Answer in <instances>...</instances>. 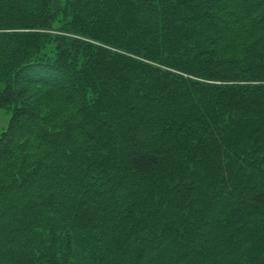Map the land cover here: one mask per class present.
I'll list each match as a JSON object with an SVG mask.
<instances>
[{
  "label": "trees",
  "instance_id": "16d2710c",
  "mask_svg": "<svg viewBox=\"0 0 264 264\" xmlns=\"http://www.w3.org/2000/svg\"><path fill=\"white\" fill-rule=\"evenodd\" d=\"M226 1L0 0V264H264V0Z\"/></svg>",
  "mask_w": 264,
  "mask_h": 264
},
{
  "label": "rangeland",
  "instance_id": "374dc122",
  "mask_svg": "<svg viewBox=\"0 0 264 264\" xmlns=\"http://www.w3.org/2000/svg\"><path fill=\"white\" fill-rule=\"evenodd\" d=\"M70 1H74V0H70ZM62 2H64V0H56V8H53V14L56 16L57 14H59V12H58V10H59V4L60 3H62ZM71 2V3H72ZM233 1L232 0H230V1H226V3H227V5H230L229 3H232ZM112 3H114V2H112ZM263 7V6H262ZM72 9H76L75 7H72ZM72 9H71V11H72ZM79 12H80V9H77ZM113 14L115 13V11L113 10V12H112ZM17 25V24H16ZM18 27H19V25H17ZM17 26H15V27H17ZM61 27H64V24L63 23H60V24H58V23H55L54 24V28L52 29V33L54 34L53 36H54V38L52 39V42H54V41H56V40H58V38H61V40H60V42H59V46H61V49H62V51L63 50H66V49H69V40L70 39H67V38H71L70 36H71V34L70 33H66V31H61L60 30V28ZM19 28H21V27H19ZM19 28H16V29H19ZM143 28V27H142ZM142 28H140V30L139 31H141L142 30ZM22 29V31L23 30H26V31H30V29L28 28V27H25V28H21ZM33 30V29H32ZM35 31L36 30H42V31H44V29H34ZM0 31H3V33H6L5 31H7V32H9V31H11L10 33H12V29H4V28H2V26H0ZM136 32V31H135ZM9 33V34H10ZM56 35H60V37H57ZM10 36V35H9ZM9 36L7 37V36H4V37H0V40L1 41H4V42H7V40H11V41H9L8 43L9 44H16V43H18L17 41H21V40H24V39H28L29 37H24V36H22V35H17V36H14V40H12V39H10L9 38ZM75 36H78L79 38H81L82 36H80V35H75ZM65 39L67 40L66 41V43H65ZM90 40L91 41V39H89V38H84V37H82V40ZM78 40V39H77ZM93 42H95L94 40H93ZM85 47V46H84ZM60 48V47H59ZM86 48V47H85ZM44 51H49V52H55V55H58V53H60V52H58V51H55L54 49H47V50H44ZM72 51V48L70 49V52ZM134 53V52H133ZM134 54H136V53H134ZM133 54V55H134ZM55 55H53V56H55ZM135 58H137V57H139V54H136L135 56H134ZM139 60V59H138ZM142 61V60H141ZM148 61H150L149 63H152V61L151 60H149L148 59ZM51 62V61H50ZM49 61H46V65H44V67H41V66H38V67H36V69H33V68H31V69H33V71L32 72H34L33 74H34V78L37 80L36 81V83H38V82H40V83H45V84H47V86H50V83L51 82H55V79H57L58 78V75H57V72H56V70H55V67L56 66H54V62L53 63H50ZM153 64V63H152ZM56 65V64H55ZM163 69H167L168 71L167 72H163V71H161L164 75H165V77H168L167 75H169V73L168 72H170V73H172V74H174V75H180V77H186L187 75H184L183 73H184V71L183 70H180V69H178V68H176V67H171L170 69H169V67H168V64L167 65H165V64H162V66H161ZM162 68H160V69H162ZM112 71H114V69L112 70ZM159 71V70H158ZM32 74V75H33ZM155 77V76H154ZM188 77V76H187ZM154 80H155V78H154ZM50 82V83H49ZM136 84H140L141 83V81H137V82H135ZM67 84V83H66ZM65 86H67V85H65ZM69 86H71V89H75L76 91H72L73 92V95H71V98L70 99H67L64 103H62L63 105H64V107L66 108L67 107V109H65L63 112H64V116H62L60 119L61 120H64V125H65V127H66V129L68 130L69 129V126L67 125V122L69 121V118H79V117H81L82 116V113H81V110H80V108L78 107V104L76 103L77 102V100L75 99L76 97H78V94H79V92H77V88H78V86L76 87L75 85H74V80L73 81H71L70 80V82H68V87ZM148 87V83L146 82V88ZM94 88V87H93ZM88 90H86V89H83V92H87ZM75 92V93H74ZM77 92V93H76ZM34 101H35V104H36V106L38 107V106H40V103H38V101H37V98H35L34 99ZM77 104V105H76ZM77 107H78V110L79 111H77ZM40 108H41V106H40ZM42 109H45V106L42 108ZM64 109V108H63ZM82 110H83V108H82ZM76 113V115L77 116H75L74 114ZM12 117H13V109L11 108V106H7V105H3V106H1L0 107V142H2L3 140H4V137H3V135H4V132H8L9 133V129H11V120H12ZM93 123L92 124H90V126H88V128H92V126L94 127H96V126H98L99 125V123L96 121V123L94 122V121H92ZM87 130H89V129H87ZM69 131V130H68ZM146 133H152L151 131L150 132H146ZM26 136H28V134L27 133H25L24 135H23V137L25 138ZM135 144H138V142H136Z\"/></svg>",
  "mask_w": 264,
  "mask_h": 264
},
{
  "label": "bare ground",
  "instance_id": "6f19581e",
  "mask_svg": "<svg viewBox=\"0 0 264 264\" xmlns=\"http://www.w3.org/2000/svg\"><path fill=\"white\" fill-rule=\"evenodd\" d=\"M58 75V80L59 81H62V82H66V80H64V79H66L65 78V76H64V73L63 72H60L59 74H57ZM60 83L61 85H63V83ZM132 86V85H131ZM136 90H137V88H135ZM135 97V96H134ZM82 129H87V127L85 126V123L83 124V128ZM88 129H90V128H88ZM140 129V128H139ZM143 129V132L142 133H146L147 131L146 130H144V128H142ZM135 135L134 134H132L130 137L131 138H133ZM136 138H141L140 137V135L139 134H137L136 136H135ZM70 141H72L73 142V140L70 138ZM112 194L113 195H117V192L115 191V190H113V192H112ZM68 197H70V196H68ZM67 199H69V198H67Z\"/></svg>",
  "mask_w": 264,
  "mask_h": 264
}]
</instances>
